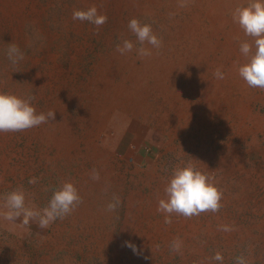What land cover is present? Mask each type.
Returning a JSON list of instances; mask_svg holds the SVG:
<instances>
[{
	"label": "rangeland",
	"instance_id": "374dc122",
	"mask_svg": "<svg viewBox=\"0 0 264 264\" xmlns=\"http://www.w3.org/2000/svg\"><path fill=\"white\" fill-rule=\"evenodd\" d=\"M248 3L0 0V93L34 97L37 114L55 112L37 127L0 132V212L13 190L37 210L64 182L82 198L46 229L0 216V264H221L217 252L222 264L238 256L264 264V90L238 74L239 45L253 38L232 18ZM91 5L107 16L98 33L72 19ZM132 18L162 41L145 45L151 56L137 55ZM125 39L134 49L121 55ZM10 43L24 56L16 64ZM189 164L222 193V206L173 213L166 224L158 200L173 170ZM114 196L120 203L108 211Z\"/></svg>",
	"mask_w": 264,
	"mask_h": 264
},
{
	"label": "clouds",
	"instance_id": "9594fccd",
	"mask_svg": "<svg viewBox=\"0 0 264 264\" xmlns=\"http://www.w3.org/2000/svg\"><path fill=\"white\" fill-rule=\"evenodd\" d=\"M185 6L184 3L180 4ZM233 21L238 23L244 34L253 38L250 44L247 41L239 45L240 53L245 57V62L239 66L238 74L249 87L264 90V0H249L246 6H237L232 13ZM73 20L88 22L95 26L98 33L99 28L107 22V16L98 11L96 5L87 9H74ZM129 30L135 35L141 45L136 49L141 58L152 55L151 48L159 49L162 41L153 32L150 24H141L136 18L128 22ZM150 45L151 48L145 47ZM134 49L130 40H123L122 44L116 46V51L124 55ZM7 58L16 64L24 58L19 47L10 43L7 49ZM217 79H224V74L219 68L214 72ZM34 97L21 99L12 94L0 93V132H20L54 119V111L49 110L47 114H37L31 105ZM92 179L98 180L99 173L93 170ZM29 183H36L35 178ZM164 197L158 200L157 212L164 213L166 224L172 223L171 214L182 215L185 218L198 216L203 212L216 213L221 208L222 193L210 181V178L193 168L191 164L184 167H176L164 188ZM82 203V198L73 183L64 182L53 190L48 205L42 210L25 206V194L22 190H13L4 196L3 207L6 211L0 212L4 220L14 222L22 218L20 224L28 226L34 222L41 229H46L57 219H64L71 214L75 208ZM120 203L118 197H113V202L108 203L107 210L114 211ZM219 230L229 232L233 229L228 225H221ZM125 244L136 252L135 245L129 242ZM181 242L177 239L171 243L173 251H179ZM212 259L223 262V256L217 252ZM236 264H247L243 256L235 258Z\"/></svg>",
	"mask_w": 264,
	"mask_h": 264
}]
</instances>
